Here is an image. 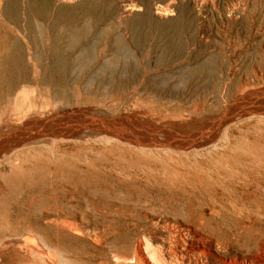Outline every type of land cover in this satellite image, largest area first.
Instances as JSON below:
<instances>
[{
    "label": "rangeland",
    "instance_id": "374dc122",
    "mask_svg": "<svg viewBox=\"0 0 264 264\" xmlns=\"http://www.w3.org/2000/svg\"><path fill=\"white\" fill-rule=\"evenodd\" d=\"M179 2L176 6L178 10L175 9L172 13L161 17L157 14L154 15V10L156 6H166L169 0H72L68 4L67 2L54 4L53 0H36L35 5H30L29 10L32 8L31 11H41L44 19L35 21L33 17L27 16L30 21L27 20V23H32L30 27L34 30L30 40H28L29 47L20 41L11 48L8 59L0 66V96L6 93V88L10 90L9 92L15 93L22 84L27 85L28 89H31L34 73L37 72L36 75L37 77L39 76L40 82L45 83L44 87L47 86L46 83H51V90L64 91L66 94L74 87H78L80 91H83L81 92L83 96L92 98L93 105L96 108L98 107V113L101 116L105 118L115 117L116 120L118 119L117 121L121 119L120 122L125 124L137 123L142 125L143 128L151 130L154 141L160 142V145L155 144L156 146L153 145L149 149H136L133 146L124 145V143L116 141L73 139L66 144L57 145L59 148L43 144V147L34 146L35 148L27 147L19 151L16 150L12 154L21 157V168L10 172L7 161L0 164V237L1 235L9 236V234L19 232V236L25 235L26 237L35 238L37 234L36 238L39 237L38 240L44 242L45 239L48 244H53L52 246H57L58 249L62 248V250H59L70 261H67V263L72 264V255L83 256L84 254L82 255V253L87 251L85 249L93 250L101 243L93 228L101 227L102 224L108 222V218H131L133 215V217L137 218L138 216L139 218L143 215L140 218L189 219L198 217L202 210L209 211L213 204H216L218 208L220 207L221 212L210 218H218V226L222 229L230 228L234 230L242 218H248L247 206L249 204H247L248 199L246 196L252 192V188L245 186V179L242 175L236 173L237 169L234 163L241 156L238 152H241L244 137H246L244 140L249 138L248 140L252 142L250 138L254 136L251 138H254L253 140L255 141L252 142V148L258 149L259 146V149H264V141H262L264 140V132L259 130H257L259 132L256 130L255 132L250 126L255 123V118L253 116L249 118L245 116L239 117V121L235 120V123L230 125L232 128L230 129L229 127V131L226 133V135L229 134L231 136L233 132L232 138H235V140L231 144L230 142H220L219 148H216L217 151L213 148H207L209 150L205 148L203 150L202 148H190L189 146L187 147L184 141L186 140L185 142L187 143V141L192 139L193 136H188L187 134L197 130L204 118V115H200L195 110L197 106H202L201 98L204 94V89H206L208 96L210 95L211 98H214L217 95L219 101L222 102L220 96L223 89L220 88V84L223 81L229 82V89L234 91L237 90L242 81L246 80V77L252 79V69L264 68V57L260 55L261 45L258 44L257 46L249 42L248 46L252 47V50L249 47L248 51L244 50L243 55L241 54L239 58L240 70L231 78L221 74L212 77L201 72H195V76L191 75L188 77L184 70L187 50L194 52L193 62H198L196 59L201 60L205 54L211 53L216 57L213 60L214 62L210 61L211 65L212 63L218 64L220 62L218 65L224 63L225 58L221 54L216 53V49L218 42L223 37L222 34H219L222 33L221 19L227 16V10L224 9L226 11H223L222 8L229 7L231 0L229 2L228 0H219V4L216 3V0L213 2L215 4L210 3V13L208 15L198 14V10L194 8L198 7L194 0H180ZM182 3L183 5H191L189 10L191 9L192 11L190 10V13L185 14L187 17L184 16L182 9L180 10L183 7ZM127 4H136L142 10L127 11L123 22H117L115 19V7ZM211 5L215 6V8ZM220 5L222 6L221 8H219ZM54 9L57 10V12L55 11L57 14ZM47 10H53V14L55 13L57 16L59 14L57 31L55 30L56 33L54 31L49 37L47 36L48 34L39 32V30H43L41 28L47 26L45 22L48 25L50 24V20L46 16V13L49 12ZM67 13H69V16L71 14V17ZM64 19L66 21H63ZM31 20H34V22H31ZM61 22L65 26L61 25ZM80 22L83 23H81L83 26ZM72 26H74L75 30L71 28ZM242 26L243 28H241ZM77 28L80 29L77 30ZM81 28H83V31ZM235 28L236 30H234ZM67 29L68 34L72 32L68 36L66 35ZM35 31H38V34ZM36 34L40 35L39 40ZM64 34L66 35L65 37ZM216 34L221 35V38ZM232 34H234L232 39H237V34H242V37L239 36L240 39H238L240 43H244L245 40L248 41L249 26L245 22L239 23L233 28ZM46 36L49 40L51 39V42ZM70 39L72 41H69ZM80 42L83 44L81 45ZM85 43L89 44L90 47L87 44V47H85ZM100 45H102L104 54L98 57V52L101 50ZM69 46H72L71 49ZM73 46L78 51H75ZM88 47L92 49H87ZM80 48L82 49L80 50ZM28 49L32 53L31 56H34L36 60L28 56ZM83 50L87 51L82 53ZM38 51L40 53L37 54ZM105 52L107 53L106 55ZM69 53L73 56H69ZM39 54L40 56H38ZM51 56H53V60ZM21 58H23L22 61ZM30 63H33L32 65L33 67L35 65V67L33 68L31 65V68ZM64 64L65 66L63 67ZM55 74L63 79H57L58 77ZM208 78L212 79H209L212 83L207 80ZM214 80L217 82L215 83L216 85ZM78 83L79 85L83 83L82 86L80 85L81 88ZM202 83L204 85L206 83L212 91L206 85L204 88ZM217 84L219 85L216 88ZM213 106L214 104L207 108L208 110L206 108L205 110L215 113L216 110ZM236 106L237 104L229 108V111L233 112ZM100 112L103 113L101 114ZM215 114H210L206 117L211 118ZM76 122L75 120L70 121L69 127H72L73 123ZM244 124L246 125L244 126ZM260 125L264 127V120ZM236 126L240 128L238 129ZM248 126L251 129L247 130ZM241 128L245 129V133ZM188 129L190 131L186 133ZM239 139L242 143H240ZM260 146H263V148H260ZM53 151L55 156H53V153L51 155ZM91 151L93 152L91 153ZM98 151L100 155L99 153L97 154ZM3 153L7 154L8 152L4 150ZM113 164L115 166L111 169ZM50 168H53L55 172L54 170L53 173L50 172ZM115 168L117 169L114 170ZM109 169L111 170L109 171ZM200 169H203L204 174L201 173L202 170ZM239 176L240 178H238ZM187 178L190 179V182ZM185 180H188V183ZM226 181L231 182V184ZM253 193L255 194V191ZM231 202L238 206L242 205L240 210H237L238 213L237 211L233 213ZM253 202L255 203V201H249L248 203ZM114 209H117V212ZM72 223H79V230H73ZM111 230H116V225L112 224ZM28 231L29 235L26 234ZM116 233L117 238L122 241L124 235L119 231Z\"/></svg>",
    "mask_w": 264,
    "mask_h": 264
},
{
    "label": "bare ground",
    "instance_id": "6f19581e",
    "mask_svg": "<svg viewBox=\"0 0 264 264\" xmlns=\"http://www.w3.org/2000/svg\"><path fill=\"white\" fill-rule=\"evenodd\" d=\"M33 1L34 0H0V66H2V63L6 62V60L8 59L11 48L13 46H15L17 43H19L21 41V42H24L27 46L29 45L28 40H30L34 30L32 29V27H30L32 25V23H30V24L27 23V20H28L27 16L33 17V19H35V21H37V20L41 21L42 19H44V15L42 14L41 11H35V10L31 11L32 8H31V10H29L30 5H32V4L35 5L34 3L36 0L34 1V3H33ZM71 1L72 0H53V3L54 4L55 3L60 4V3H66L67 2V4H68ZM179 1L180 0H169V3L166 6H156V8L154 10L155 11L154 15L157 14L160 17L166 16V15L172 13L175 9L178 10V8H176V6L178 5L177 3ZM214 1L215 0H194V3L198 6V7H194V8H196L198 10V14L208 15L210 13V3H213ZM228 2H229V0H228ZM216 3L219 4V0H216ZM179 4H180V2H179ZM213 4H215V3H213ZM182 5H183V3H182ZM55 6H57V5H55ZM190 6L191 5L186 4V5H183L182 8H180V10L182 9L184 16H185V14L190 13V10H191V9L189 10ZM211 6H213V5H211ZM213 7L215 8V6H213ZM221 7L222 6L220 5L219 8H221ZM212 8H211V10H212ZM217 8H218V5H217ZM57 9H59V8H57ZM140 9L142 10V8L136 4L135 5H128L127 4V5H122V6H120V5L116 6L115 7V19L117 20V22L118 21L123 22V20L125 19V16H126L125 13L127 11H130V10L141 11ZM196 9H194V10H196ZM222 9H223V11L227 10V16L224 19H221L222 30L221 29L220 30L222 31V33H219V34H222L223 37H222V40L220 42H218V44H217L216 53L221 54L225 58V60L223 61L224 63H221V65H218V64H220V62L218 64L212 63V65H211L210 61H213L214 59H216V57L214 54L212 55L211 53L205 54L206 51L204 53L205 56L202 58L200 57L201 60L196 59L198 62H193L194 59L192 60V58L194 57L193 56L194 52L192 50H190V51L187 50L188 53H187V55L185 54L186 55L185 56L186 57V61H185L186 64L184 63V65H185L184 70H185V73H187L188 77L191 75L195 76V72H201L204 75H209L212 77H216L219 74H221L222 76L227 75L226 77H228V78L233 77L234 74L240 70L239 58H240L241 54L244 53V50L248 51L249 48L250 49L252 48V47L248 46L249 42H252L253 44H256L257 46H258V44L261 45L260 55L262 57H264V0H231L229 7L222 8ZM224 9H226V10H224ZM47 11H49V10H47ZM52 11L53 10H50L48 13H46V11H45L47 19L50 20V24L48 25V23L45 22L47 24L46 27L42 26L43 28H41L39 26L41 29H43L42 31L39 30V32H44V33L48 34L47 35L48 37L50 34L52 35V33L55 30L57 31V26H59V24L57 23V19H59V17H58L59 14H58V16L56 15L57 14L56 9H54V12L56 11L55 12L56 14L55 13L53 14ZM68 14L69 13H67V15ZM149 14H150V12H149ZM191 15H189V16L192 17ZM69 17H71V14ZM185 17H187V16H185ZM202 17H206V16H202ZM64 18H66V17H64ZM30 19H32V18H30ZM83 19H81V20H83ZM188 19H189V17H188ZM49 20H47V21L49 22ZM40 21H38V22H40ZM63 21H66V20L64 19ZM84 21H86V20H84ZM31 22H34V20L33 21L31 20ZM242 22L247 23V25L249 26V30H250V34H249V37L247 39L248 41L245 40L244 43L242 42L243 44L240 43V41H239V39H240L239 36H241L242 34H240V35L237 34L238 38H239V39L237 38L238 41H236L237 40L236 38L232 39V35H234V34H232L233 28L237 24L242 23ZM81 23L82 22H80V24ZM243 24H241V25H243ZM61 25H64V24L62 23ZM87 26H89V25L87 24ZM79 27H81V26H79ZM71 28H73V30H75L74 26H72ZM236 28L240 29L238 27H236ZM236 28L234 30H236ZM241 28H243V26ZM79 29L80 28H77V30H79ZM82 29L83 28H81V30ZM104 29H105V27H104ZM35 30H37V29H35ZM220 30H218V31H220ZM56 31H55V33H56ZM59 31H60V29H59ZM67 31H68V29L66 30V32ZM69 31H71V29H69ZM37 32L38 31H35V33H37ZM60 32H58V33L60 34ZM118 32H119V30H118ZM241 32H243V31H241ZM58 33H57V36H58ZM70 33H72V32H70ZM37 34H36V36H38ZM69 34L67 32L66 35L68 36ZM66 35L64 34V37ZM216 35H218V34H216ZM219 36L221 38V35H218V37ZM48 37H47V39L49 40ZM78 37H79V35H78ZM41 38H42V35H41ZM43 38H44V36H43ZM39 39H40V37L38 38V40ZM58 39H59V36H58ZM234 39H236V40H234ZM38 40L36 39V41H38ZM86 40H87V38H86ZM49 41L51 42V39ZM69 41H72V39H70ZM44 42H45V40H44ZM102 42H104V41H102ZM39 43H41V42H39ZM80 43H81V45L83 44L82 42H80ZM86 44L87 43H85L84 45H86ZM189 44H190V42H189ZM87 45L89 46V44H87ZM87 45L85 47H87ZM102 45H100L101 50L98 52L99 54L97 53L98 57L103 56V54H104V50L101 47ZM213 45H214V43H213ZM76 46H80V45L78 44ZM71 47H70V49H71ZM75 47H74V49H75ZM89 47L87 49H90ZM25 48H27V47H25ZM81 49L82 48H80V50ZM33 51H36V50H33ZM75 51H78V50L75 49ZM86 51L87 50H83L82 53H84ZM71 52H74V51H71ZM185 52H186V50H185ZM23 53H24V51H23ZM38 53H40V52L38 51L37 54ZM70 53H69V56H73V55H70ZM27 54H28V56L32 55V53L30 52V49L27 50ZM106 54L107 53L105 52V55ZM38 56H40V54ZM55 56H57V55H55ZM75 56H76V54H75ZM95 56H97V55H95ZM222 56H220V57H222ZM31 57H32V59L34 58V56H31ZM223 57H222V59H223ZM250 57H251V55H250ZM45 58H46V56H45ZM52 58H53V56H51V59ZM22 59L23 58H21V61H22ZM29 59H28V62H29ZM219 59H221V58H219ZM33 60H36V59L34 58ZM83 60H84V58H83ZM242 60H243V58H242ZM54 61H56V60H54ZM96 62H97V60H96ZM32 64L30 63V67ZM64 66H65V64L63 65V67ZM32 67H33V65H32ZM34 67H35V65H34ZM93 67H95V66H93ZM28 68H29V66H28ZM83 68H84V66H83ZM95 69H96V67H95ZM248 69H250V68H248ZM38 70H40V69H38ZM28 71H29V69H28ZM42 71H43V69H42ZM244 71H247V70H244ZM32 72L34 73V71H32ZM251 73H252V75H251L252 79H249L246 77V80L244 79L245 81H242L240 86L237 87V90H234V91L229 89L230 88L229 82L223 81L222 84H220V86H221L220 88L223 89L222 90L223 92H221L222 94L220 96L222 99V102L219 101V99L217 98V95L214 98H211L210 95L208 96L206 89H204V94L201 98L202 99L201 105L204 107L197 106L195 108V110L200 115H204V118L202 119V123H200L201 125L198 126L197 130H194L193 133H191V132L189 133L188 132V131H190L189 129L186 131V133L187 132L189 133V134H187L188 136H193L192 139H190V140L188 137L189 141H187V143L185 142L186 140L184 141V143L187 144V147L189 146L190 148L191 147L202 148V150H203V148H205V149H207V148H213V149L219 148L218 145L220 144V142H224V143L230 142V144H231V142H233L235 140V138H232L233 132H232L231 136L229 134L226 135V133H228V131H229L228 129H229L230 125L234 124L235 120H238L239 117H245L246 116L249 118V117L253 116V118H255V123L253 124V126L250 125L249 123H248V125H250L252 130L254 129V131L259 130L261 132H264V127H262L260 125V123H262V121L264 120V68L258 67L256 69H252ZM34 74L35 75L33 76V81H32L33 86L31 89H28L27 85L22 84L20 86V89L18 91H16L15 93L9 92L10 90H8L6 88V93L3 94V96H0V164L7 161L10 172L14 171L15 169L21 168V157L12 154L13 152H15L16 150L19 151L21 149H25L27 147L28 148H30V147L33 148L34 146H38V147L40 146L41 147L43 144H46V145L48 144L51 146H57V145L59 146V145L66 144L68 141L70 142V140H73V139H84V141L90 140V139H96V140L102 139V140H106L107 142H111V141H116L118 143L121 142V143H124V145L126 144L129 146H133L136 149L137 148H143V149L148 148L149 149L151 146H153L155 144L160 145V142L154 141L153 134H152L151 130L148 128H143L142 125H139L137 123L125 124V123L120 122L121 119H120V121H117L118 119L116 120L115 117L114 118H105V117L101 116L98 113V109H97L98 107L96 108L93 105L92 98L83 96L81 93L83 91H80V89L78 87H74L67 94L64 91H56V90L53 91L50 88L51 83H46L47 86L44 87L43 85L45 83L40 82V80L38 78L39 76L37 77V75H36L37 72ZM29 76H30V74H29ZM246 76H247V74H246ZM203 77L205 78V76H203ZM211 78H208L207 80H209ZM57 79H63V78H60V76H59ZM213 79H215V78H213ZM18 80L20 81V79H18ZM211 80H209L210 83H212ZM215 83H217V82H215V80H214V84ZM60 84H61V82H60ZM60 84H58V85H60ZM78 85H79V83H78ZM82 85H83V83H82ZM205 85H206V83H205ZM205 85L203 84L204 88H205ZM218 85L219 84H217L216 88L218 87ZM81 86H80V88H81ZM84 86H83V88L86 89V87H84ZM86 86H87V84H86ZM206 86H208V85H206ZM212 87H214V86H212ZM87 88H88V86H87ZM119 88H120V86H119ZM208 88H209V86H208ZM210 90L212 91V89H210ZM218 93H219V91H218ZM97 97H99V96H97ZM195 98H196V96H195ZM98 100H100V99H98ZM194 103H196V102H194ZM213 104H214L213 107H215V110H216L215 111L216 114L206 111V110H208L207 108L211 107V105H213ZM236 104H237V106H236L235 110L233 112L229 111V108L234 107ZM205 108H206V110H205ZM105 113H106V111H105ZM210 114H212V115L215 114V115L211 118L206 117ZM245 119H247V118H245ZM72 120L73 121L75 120L77 122L73 123L72 127H69L70 121L72 122ZM197 122H196V125H197ZM184 125H186V124H184ZM245 125L246 124H244V126ZM183 127L185 128V126H183ZM240 127H241V125H240ZM231 128L232 127H230V129ZM251 128L248 126L247 130H249ZM242 130H243V132L245 131V129H242ZM252 130H250V131H252ZM191 131H193V130H191ZM259 131H257V132H259ZM241 135H243V134H241ZM243 136H241V137H243ZM246 136H248V135H246ZM252 137H254V136H252ZM255 137H256V135H255ZM244 138H246V137H244ZM244 138L242 141L243 143L240 140L241 138L239 139L240 143H242V147H241V152L240 153L238 152V154H240L241 156L239 158H237V160L235 161L234 164H235V168L237 169L236 173L238 175H242L244 177L245 186L247 188H250V187L252 188V192L250 191L251 193H249L246 196V198L248 199V202L249 201H255V203L253 202L254 203L253 204V203L247 202V204H249L247 206L248 218H242L241 221L239 222L238 226L234 230H232L230 228L229 229H222L220 226H218L219 225L218 221H217L218 218H210L211 216L218 215L221 212V208L220 207L218 208L216 204H213L209 208V211L202 210L198 217L189 218V219L146 218V217L140 218L143 215H141L139 218H138V216H137V218L133 217L134 215L131 218H123V217L122 218H108L107 223L102 224L101 227H94L93 228L96 236L99 237L101 243H99V245H98V243H96L98 246L95 247L93 250L85 249L87 251L85 253L84 252L82 253V255L84 254L83 256L72 255V257H73L72 260L69 258L72 261V264H264V198H262L264 196L263 195L264 194V149H259V146H258V149H254V147L252 148V146H253L252 142L254 141L253 140L254 138L253 139L250 138V140H252V142L248 140L249 138H247V140L245 139L246 140V142H245ZM237 139H238V137H237ZM262 141H264V140H262ZM254 146H256V148H257L256 144ZM100 148H102V147H100ZM260 148H263V146H260ZM65 149H67V148H65ZM4 150H6L8 153L7 154L3 153ZM32 150H34V149H32ZM159 150H160V148H159ZM207 150H209V149H207ZM216 151H217V149H216ZM237 151H239V150H237ZM92 152L93 151H91V153ZM26 153L28 154V152H26ZM52 153H53V156H55V152L54 151L51 152V155H52ZM98 153L100 155L99 151L97 152V154ZM233 154L236 156V154L234 152H233ZM37 157H38V155H37ZM85 157H86V155H85ZM94 158H96V157L94 156ZM34 160H36V159H34ZM93 160H95V159H93ZM79 165H81V164H79ZM114 166L115 165L113 164V166H111V169ZM117 167H119V166H117ZM108 168H110V167H108ZM111 169H109V171ZM116 169L117 168H115L114 170H116ZM53 170H54L53 168H50V172L53 173ZM200 170H202L201 173L204 174L203 169H200ZM124 171H125V169H124ZM129 171H131V170L129 169ZM47 172H49V171H47ZM54 172H55V170H54ZM116 172H118V171H116ZM44 173H46V172H44ZM205 173H208V172H205ZM230 173H232V172H230ZM4 174H6V173L4 172ZM118 174H120V173H118ZM175 174H176V172H175ZM211 174H213V173H211ZM236 177H237V175H236ZM238 178H240V176ZM187 179L190 182L191 177H190V179L189 178H187ZM169 180H171V179H169ZM174 180H176V179H174ZM188 180H185V181L188 183ZM177 182H178V180H177ZM227 183L231 184V182H229V181ZM241 187H242V185H241ZM254 191H255V194L253 193ZM232 203L233 202H231V204ZM243 205H244V203H243ZM231 207H232L231 209L233 210V213H234L237 210H240L242 205L238 206L234 203L231 205ZM114 211L117 212V209H114ZM228 211H230V210L228 209ZM247 211H246V213H247ZM230 213H232V212H230ZM237 213H238V211H237ZM144 216H146V215H144ZM234 217H236V216H234ZM214 221H215V223H214ZM112 224L116 225V230H114V231L111 230ZM56 226H58V225H56ZM0 228H1V226H0ZM72 229L73 230H79V223H74V224L72 223ZM15 231H16V229H15ZM117 231H119L121 234L124 235V238L122 239V241L117 238V236H116ZM32 232H33V230H32ZM12 233H13V231H12ZM18 233H14L11 235L8 233L9 236L1 235V237H0V264H68L67 261H69V260H67V257H65L63 252H61L59 250V249L62 250V248L58 249L57 246L54 247V246H52L53 244L52 245L48 244V242H46L45 239H44V242L42 240H38L39 237L36 238L37 234H36L35 238H32L31 236L30 237H26L25 235L23 236L21 232H20V234L22 236H19ZM28 233H29V231L26 232V234H28ZM30 233H31V231H30ZM79 233H81V232H79ZM38 236H40V235H38ZM75 251H77V250H75ZM78 254H79V252H78ZM68 257H69V255H68Z\"/></svg>",
    "mask_w": 264,
    "mask_h": 264
}]
</instances>
